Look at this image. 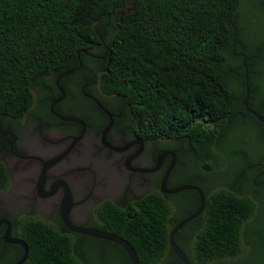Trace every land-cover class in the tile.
<instances>
[{"label": "trees", "instance_id": "1", "mask_svg": "<svg viewBox=\"0 0 264 264\" xmlns=\"http://www.w3.org/2000/svg\"><path fill=\"white\" fill-rule=\"evenodd\" d=\"M242 6V0H0V114L23 117L34 90L79 57L84 62L102 42L110 48L102 86L132 105L139 128L150 118L152 132H166L171 147L183 131L197 134L199 149L213 148L219 136H209L204 124L242 111L248 153L231 156V178L243 177V190L200 184L204 210L175 240L192 264H264V188L254 182L264 171V153H252L264 150V123L244 105L247 64L249 104L262 112L264 38L246 35L251 16ZM9 183L0 157V184ZM191 192L198 209L200 194ZM112 208L109 231L131 242L142 264H183L169 242L181 218L176 195L152 191ZM13 235L29 245L24 264H131L118 243H85L41 217L24 218ZM0 243V264H15L24 253L18 244Z\"/></svg>", "mask_w": 264, "mask_h": 264}, {"label": "flooded vegetation", "instance_id": "2", "mask_svg": "<svg viewBox=\"0 0 264 264\" xmlns=\"http://www.w3.org/2000/svg\"><path fill=\"white\" fill-rule=\"evenodd\" d=\"M260 6L263 11L264 0ZM239 38L236 34L235 42ZM102 43V49L97 46L86 52L84 62L79 57L78 65L69 69L74 70L59 82L58 76L65 71L50 85L34 90V103L23 117L0 114V157L10 176L9 185L0 184V221H11L12 235L24 218L35 216L62 232L82 236L85 243L98 244L91 239L101 238L69 228L62 218L63 209L70 206L69 219L75 226L109 231L112 206H129L136 196L162 192L163 179L172 165L168 188L223 184L243 190V177L235 182L233 164L225 159L248 153L243 149L242 111L232 109L234 113L225 122L204 124L209 136H219L213 148L199 149L197 134L183 131L172 139L175 147H171L166 132H152L150 118L139 128L132 105L102 86L110 50ZM205 155L213 156L211 162L201 160ZM254 182L264 188V171ZM192 190L162 192L177 196L180 220L197 210ZM6 228V223L0 224V242ZM184 234L196 233L187 230Z\"/></svg>", "mask_w": 264, "mask_h": 264}, {"label": "water", "instance_id": "3", "mask_svg": "<svg viewBox=\"0 0 264 264\" xmlns=\"http://www.w3.org/2000/svg\"><path fill=\"white\" fill-rule=\"evenodd\" d=\"M245 66H246V72H245V77H246V95H245V98H244V105H245V107H246V109H247V111L249 113L255 115L256 118L259 121L264 123V103H263V106H262V112L261 113H259L256 110H254L249 104L250 94H251L252 90L250 88V78H249L248 66H247V64H245ZM73 70L74 69L65 71L64 73L59 75L58 78H57V82H59V80L64 75H67V74L71 73ZM109 127H110V125H109ZM60 157L61 156L53 158V159L47 161L46 165L48 166L50 163L55 162ZM172 167H173V165L169 168L168 172L166 173V175H165V177L163 179L162 192H164L165 194H174V193H178V192H181V191H184V190L193 189V190L198 191V193L200 194V197H201V203H200L199 208L193 214H191V215L187 216L186 218L180 220L174 226V228L172 229V231L170 233V236H169L170 246H171L172 250L175 252V254L181 259L183 264H192L190 259L187 257V255L183 251V249L177 244V242L175 240V237H176V234L178 233V231L181 228H183L191 220L197 218L203 212L204 207H205L206 197H205V193L202 190V188L199 187V186H196V185L186 184V185H182V186H179V187H176V188H168L167 182H168L169 174H170V171H171ZM69 209H70V206L68 205L62 211V218H63L65 224L67 226H69V228H71L73 231L78 232V233H82V234H86V235H90V236H93V237H97V238H101V239H105V240H109V241H113L115 243H118L127 252V255H128V258H129L131 264H142V262H141V260L139 258V255L137 253V250L135 249L133 244H131V242H129L124 237H122V236H120L117 233L112 232V231L86 229V228H81V227L75 226L74 224L71 223V221L69 219ZM3 222L7 224V228H6V231H5L4 236H3L4 241L6 243H8V244H18V245L22 246L23 249H24L23 255L20 257V259L15 264H24L26 262V260L28 259V256H29V253H30L29 245L24 239L12 235V224H11V221L9 219H5L3 221H0V224L3 223Z\"/></svg>", "mask_w": 264, "mask_h": 264}, {"label": "rangeland", "instance_id": "4", "mask_svg": "<svg viewBox=\"0 0 264 264\" xmlns=\"http://www.w3.org/2000/svg\"><path fill=\"white\" fill-rule=\"evenodd\" d=\"M261 0H244L243 6L244 11H247L248 14L246 16H251V26L249 33L246 35L249 38H264V10H261ZM243 18L246 19L244 16ZM264 94V89L261 92V95ZM227 161H230L234 164L233 160L231 158H225ZM25 209V208H24ZM179 213V210L177 211ZM95 259H97L95 257Z\"/></svg>", "mask_w": 264, "mask_h": 264}]
</instances>
